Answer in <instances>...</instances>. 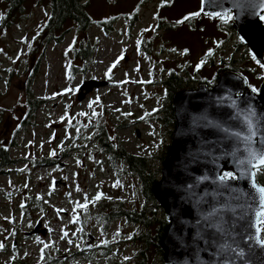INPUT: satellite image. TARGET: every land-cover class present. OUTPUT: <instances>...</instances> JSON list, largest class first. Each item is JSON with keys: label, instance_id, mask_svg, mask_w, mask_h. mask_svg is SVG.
Returning <instances> with one entry per match:
<instances>
[{"label": "rangeland", "instance_id": "rangeland-1", "mask_svg": "<svg viewBox=\"0 0 264 264\" xmlns=\"http://www.w3.org/2000/svg\"><path fill=\"white\" fill-rule=\"evenodd\" d=\"M134 2L121 0L117 8L112 0L85 1L94 22L84 37L94 46L86 73H70L71 63L83 66L70 54L83 36L69 23L63 27L61 43L52 42L44 48L38 44L48 15L44 2L36 5L29 0L25 16L5 31L0 30V145L10 147L11 158L16 161L4 170L8 175H0V242L4 245L0 264H91L87 258L73 255L78 251L75 244L82 249L90 242L89 236L95 239V249L89 252L94 264L137 262L142 243L136 238L143 233V226L118 220L103 232L100 225L81 216L83 210H77L79 222L71 223L75 203H83L85 195L91 201L97 193H103L101 202L123 203L128 210L144 204L137 179L126 173L121 161H111L103 142L111 147L117 143L134 156L151 157L154 169L159 170L160 158L166 156L165 147L171 144L172 127L164 126L158 120L163 114L157 113L160 107L156 102L162 98L163 89L155 83L163 80L159 73L163 65L154 66L149 56L136 47L141 42L145 17L132 35L124 28L122 16L117 23L110 22L107 31L100 24L117 12L131 11ZM4 8L0 0V16ZM216 36H221L218 31ZM230 53L227 49L224 58ZM220 54L219 49L218 64ZM121 56L123 59L112 68L109 78L108 69ZM90 79L108 84L90 92L83 101L77 100L78 87ZM26 98L40 102L32 117L24 111ZM53 151L55 156L50 155ZM45 158L52 161L46 165L36 162ZM117 181L119 187L114 186ZM53 182L60 184L54 188ZM56 209L66 211L58 215ZM93 210L90 204L87 211ZM37 224L48 234L28 235ZM62 229L69 232L73 245L60 239ZM41 241L55 242L44 249L43 261ZM108 258L111 263L106 262ZM148 264H162L160 255Z\"/></svg>", "mask_w": 264, "mask_h": 264}, {"label": "water", "instance_id": "water-1", "mask_svg": "<svg viewBox=\"0 0 264 264\" xmlns=\"http://www.w3.org/2000/svg\"><path fill=\"white\" fill-rule=\"evenodd\" d=\"M201 4L202 0L200 11ZM226 9H231L234 17H238L232 21V26L240 42L248 47L252 57L264 64V24L251 9L249 0H223V8L205 4L203 14ZM107 84L94 79L82 83L78 87L77 100L83 101L90 92ZM236 93L240 94L241 109L250 103L259 115L264 116V77L258 92L253 93L242 75L232 70H219L214 87L208 88L205 84L194 91L172 95L175 122L171 144L162 160L160 179L151 187L153 198L167 220L159 242L163 264H224L231 253L220 254V245L232 243L233 238L246 251L248 249L242 240L250 231L248 221L252 217L246 214L245 200L235 196L241 191L252 192L249 181H230L235 193L213 182L218 172L238 174L231 153L242 145L223 129L240 131L242 124L236 118V109L221 99L229 94L236 98ZM243 155L242 151L236 152L239 158ZM53 183L54 188L60 184ZM228 205L236 211L209 216L215 209ZM217 224H222L225 231L219 232ZM47 232L37 224L28 235H46ZM88 248L89 243L83 251ZM246 260L247 264H264V250L255 248Z\"/></svg>", "mask_w": 264, "mask_h": 264}, {"label": "flooded vegetation", "instance_id": "flooded-vegetation-1", "mask_svg": "<svg viewBox=\"0 0 264 264\" xmlns=\"http://www.w3.org/2000/svg\"><path fill=\"white\" fill-rule=\"evenodd\" d=\"M199 1L135 0L131 11L117 12L111 18V22L117 23L118 18L124 17L123 26L131 34L142 17H145L143 30L140 32L141 42L139 48L138 44L136 47L139 51H144L145 57L149 56L154 66L163 65L159 72L163 80L155 83L163 89L162 98L156 102L160 107L158 114L172 110L173 118L171 105L173 94L194 91L200 85L205 84L208 88H212L217 84L219 70H230L227 65L231 62L230 67L245 78L248 88L255 87L258 90L262 83L264 68L260 66L256 58L253 59L248 47L240 42L232 27V22L225 24L218 18L213 19L201 13L200 16L191 20L177 23L189 14L200 12ZM120 2L121 0H112V5L118 8ZM48 16L49 14L43 26ZM262 22L264 23V20ZM217 31L221 35L220 38L216 36ZM173 49L175 51H172ZM219 49L222 55L220 54L221 61L218 64L216 58ZM227 49L231 50V55L230 60L225 62L224 55ZM209 51L212 52L211 56L207 55ZM262 57L264 58V54ZM202 61L207 64H201ZM162 117L163 115L158 120H162ZM89 238L94 242L95 239L91 236ZM94 249L95 247H89V250L84 252L78 250L73 255L86 258ZM45 264H51V262Z\"/></svg>", "mask_w": 264, "mask_h": 264}, {"label": "trees", "instance_id": "trees-1", "mask_svg": "<svg viewBox=\"0 0 264 264\" xmlns=\"http://www.w3.org/2000/svg\"><path fill=\"white\" fill-rule=\"evenodd\" d=\"M5 4L4 12L2 14L0 30L5 31L10 25L18 22L21 17L25 16V4L29 0H2ZM35 4L41 2L45 3V7L48 8L49 18L47 19L45 25L41 29V33L38 38V44H42L43 47L51 44L52 42L61 43L63 39V34L65 31L63 27L66 24L73 26L77 33L82 34L83 38L77 40L70 49V54H72L73 61H79L82 68L79 65L71 63L70 73L74 74L77 72L86 73L88 71V64L92 60L94 55L93 44L86 40L84 37L87 34L88 29L93 25V19L88 13L86 7V0H34ZM111 19L106 22H101L104 29L109 30ZM37 44V45H38ZM232 62L229 63L230 70ZM175 85V81H173ZM24 111L27 117H32L34 111L40 105V102L36 99L26 98L24 101ZM3 109L0 107V114ZM162 120L164 126L172 127L174 124V119L172 118V110H166L163 114ZM171 134V131H169ZM13 137V136H12ZM104 146V152L109 154L111 161L115 159L123 163L124 168H126V173L128 172L132 175L139 184V191L142 196L144 204L141 208H133V210H128L124 207L123 203H111L110 201L97 202L94 205V210L89 213L88 211H83L81 216H86L89 220L94 223L100 224L103 230H107L109 225L122 218L128 223H132L138 226H143V233L138 236L137 241L141 242L142 250L139 252L137 262L135 264H148L149 260H152L154 256L162 254L159 248V242L161 239L162 232L167 226V220L163 217L160 212V206L156 202L152 195L151 187L157 180L159 175V169H154L151 164V157L134 156L132 154L126 153L122 147L115 143L114 146L105 145L103 142L101 144ZM10 147H4L0 145V175H8L4 172L5 169L10 168L16 164L11 158ZM168 146L165 147V153ZM156 159V157H152ZM164 157L160 158L161 162ZM52 160L50 158H45L36 161L39 165L49 164ZM260 183L264 184V178L260 179ZM162 214V216H160ZM90 215V216H89ZM158 215V217H157ZM81 217V218H82ZM90 260V259H89ZM161 260V258H160ZM162 262V260H161Z\"/></svg>", "mask_w": 264, "mask_h": 264}, {"label": "snow or ice", "instance_id": "snow-or-ice-1", "mask_svg": "<svg viewBox=\"0 0 264 264\" xmlns=\"http://www.w3.org/2000/svg\"><path fill=\"white\" fill-rule=\"evenodd\" d=\"M205 4L217 5L223 8V0H202L200 12L189 14L188 16H185L183 20L178 21L177 23H183L184 21H188L194 17L200 16L204 11ZM249 5L253 12L259 15L261 20H264V15H262V13H264V0H249ZM204 14L208 15L211 18H218L225 24L232 22L234 19L238 18L234 17L231 9ZM2 18L3 17L0 16V19ZM139 43L140 42L138 41V48ZM172 51H175V49H173ZM207 55L211 56L212 52L209 51ZM119 59H123V56L119 57L118 60L108 69V73H106V75L109 78H111L110 74L112 68H114L116 64L119 63ZM253 59H255V57H253ZM203 63L204 61L201 62V64ZM260 66L264 68V64H261ZM66 91H75V89H67ZM251 91L253 93L258 92L255 87H252ZM235 96L236 98H233V96L229 94L225 97H222L221 99L227 100L229 102V106H231L233 109H236V118L240 120L242 124V130L240 131H235L228 128L223 129L225 133L232 137H235L242 145V148L238 147L236 151L231 153L234 158V163L236 164V167L238 169V174L229 171L218 172L213 182L235 193L236 189L231 187V185L229 184L230 181H249L252 192L248 193L241 191L237 196H235L236 199L243 198L245 200L246 214L251 215L252 217L248 221V228L250 229V231L243 237L242 240L243 244L248 246V249L246 251L245 248L241 247L239 243L235 242L234 238L232 243H222L219 248L220 254H224L225 256H227L228 253H231V256H227V258L224 260V264H237L238 261L247 264L246 257L255 248L264 250V184L260 183V179L264 178V116L259 115L250 103H247L246 107L241 109L238 99L240 94L236 93ZM93 103H96V101H94ZM89 107H91V104L89 105ZM80 115H84V113H80ZM126 115H130V113ZM209 123H211V121H209ZM69 124H71V121H69ZM76 131L79 134L80 128H77ZM90 138V136L87 137V139ZM111 139L115 138L111 137ZM257 145H259V147H257ZM239 151H242L244 153L243 158H239L236 156V152ZM50 155L55 156L56 152L53 151L52 153H50ZM114 186L119 187V181H117ZM25 187H27V185H25ZM80 190L81 189L79 188V186H77L76 191L79 192ZM50 194L51 193H49V195ZM68 195L70 196L71 194L69 193ZM102 198H104V194L97 193V195L92 198L91 201L88 199L87 195H85L83 203L77 201L75 203V207L73 208L71 223H78L80 220V216L77 210H83L86 212L90 204L94 206ZM45 202L47 203V201ZM21 207L23 208L24 205L22 204ZM63 211H66V209H56L58 215ZM223 211L235 212L236 209L228 205L224 208L215 209L212 213L209 214V216H216L218 213H221ZM216 228L219 232L225 231L222 224H217ZM78 231H83V229H78ZM72 235H75V233H73ZM101 235H103V233H101ZM117 235H119V232H117ZM60 239L66 240L69 245L74 244L73 239L70 237L69 232L66 230L62 229V235ZM41 243H43V249L41 250V261H43L45 259L44 249L53 247L55 242L53 241L51 243H44L43 241H41ZM102 243L106 245L107 241H103ZM3 247V243L0 242V249H3ZM75 247L78 250H83L81 249L80 244H75ZM89 247H91V245ZM68 250L70 249H66V251Z\"/></svg>", "mask_w": 264, "mask_h": 264}]
</instances>
